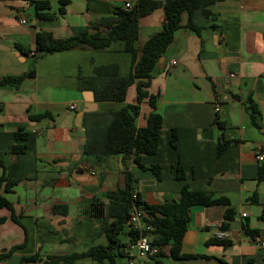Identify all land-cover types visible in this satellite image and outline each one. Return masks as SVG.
<instances>
[{
    "label": "crops",
    "instance_id": "0c3cea01",
    "mask_svg": "<svg viewBox=\"0 0 264 264\" xmlns=\"http://www.w3.org/2000/svg\"><path fill=\"white\" fill-rule=\"evenodd\" d=\"M50 1L45 10L49 16L39 17L32 0H0V78L33 70L17 85L0 86V185L12 204V209H0V217L6 218L0 224V253L11 250L0 264H42L49 255L105 243V234L89 237L104 217L86 215L84 209L96 197L108 202L105 193L125 185L126 171L148 204L179 201L185 184L230 200L233 216L225 228L228 205L192 207L182 252L197 256L176 259L166 247L164 264H264V181L257 180L262 162L257 155L264 154V0H219L211 7L216 19H202L199 32L186 26L184 14L149 88L159 95L156 111L163 115V126L157 152L143 155L142 162L159 164L160 178L132 157L113 155L100 162L84 151L85 123L92 117L84 122L87 112L82 118L79 113L88 101L98 104L89 112L115 110L116 102L96 101L92 90L80 88V76L108 62L106 53L123 52L124 43L103 50L86 44L50 53L37 50L38 33L63 40L104 30L92 25L136 0ZM163 24V8L142 17L138 46ZM124 59L118 63L126 73L132 57ZM136 95L133 84L124 103H135ZM252 105L260 111L261 127L252 122ZM150 111L142 104L138 125L146 123ZM44 113L48 115L39 118ZM219 122L230 140L220 156ZM20 131L27 133L26 139L18 138ZM21 146L23 151L14 150ZM178 166L183 178L177 175ZM254 192L258 202L250 200ZM31 256L38 257L22 262ZM150 259L137 257L142 264Z\"/></svg>",
    "mask_w": 264,
    "mask_h": 264
},
{
    "label": "trees",
    "instance_id": "16d2710c",
    "mask_svg": "<svg viewBox=\"0 0 264 264\" xmlns=\"http://www.w3.org/2000/svg\"><path fill=\"white\" fill-rule=\"evenodd\" d=\"M37 9L39 17H48L45 12L51 8L50 0H32ZM219 0H136L131 9H120L116 16H106L99 22L92 25L94 28L104 26V30H97L94 33L88 31L63 40H55L50 34L38 33L37 50L41 53H50L73 48L79 44H86L97 50L110 47L117 41H122L123 51L129 52L132 57L131 68L123 73L117 61L103 62L94 66L93 72L89 75L80 76V88L92 90L96 101L124 102L128 88L135 84L136 102L125 103L122 107L107 112H87L85 119L89 116L90 123H85L87 128V140L85 153L103 161L113 155H122L123 158H131L143 169L151 170L158 178L161 177V166L153 164L147 166L142 162L143 155L155 154L159 147L161 130L163 126V115L156 111L158 94L150 91V85L154 75L159 72L158 64L168 46L175 37V32L183 26V16L187 14L186 26L200 31L202 19L214 21L216 15L211 7ZM64 3V1L62 2ZM157 8H163V28L150 36L146 42L139 47L138 39L140 32V19ZM61 7V12H63ZM33 70L22 75H5L0 78V86L8 84H19L22 79L31 75ZM146 103L150 111L145 119L144 125H138L137 119L141 113L142 104ZM252 122L261 127L260 111L256 105L250 106ZM48 114H40L39 118ZM222 133L219 136L217 155L220 156L226 150L230 140L225 137V125L219 122ZM18 138L26 139L27 133L20 131ZM173 136L176 137L175 132ZM25 146L15 147V151H23ZM4 162L0 158V167ZM179 178L184 177L181 166L177 168ZM125 185L105 193L106 202L101 197L84 209V214L90 216H102L104 222L90 234V239L105 234L106 242L90 246L85 251H74L67 254L49 255L42 264H77L83 258H90L94 264H128L125 248L128 243L135 241L139 232L129 224V217L134 205L145 212V221L153 224L150 231L152 245L160 247V252L145 264H164L162 258L165 256L164 248H169L173 258L180 259L194 257L197 255L185 254L182 252V243L185 233L188 230L191 220V209L197 205L211 206L215 204L228 205L224 217L226 222L222 228L227 226L228 220L233 216V209L230 207V200L226 196H215L213 192L194 190L185 184L181 190L179 201H165L159 204H148L142 200L139 192L132 186L133 178L129 171L125 172ZM258 181H264V160L258 168ZM137 197H133L134 193ZM251 201L258 202L259 195L254 192ZM7 207L12 209L9 199L2 193L0 185V209ZM264 220V207L260 214ZM0 217V224L5 221ZM253 230L246 227V232L252 235ZM125 237L122 238L121 234ZM10 251L0 253V259L9 256ZM38 256L23 258V261L35 260ZM225 264H230L224 262Z\"/></svg>",
    "mask_w": 264,
    "mask_h": 264
},
{
    "label": "built area",
    "instance_id": "2783aa9c",
    "mask_svg": "<svg viewBox=\"0 0 264 264\" xmlns=\"http://www.w3.org/2000/svg\"><path fill=\"white\" fill-rule=\"evenodd\" d=\"M135 3L127 2L125 4L126 9H131ZM24 23H27L26 18H22L21 20ZM220 96L216 97V105L215 109L217 111L220 110ZM71 108H75V104H71ZM258 160H264V154L259 153L257 155ZM133 197H137V193L133 194ZM133 211L129 217V224L132 228L139 232L138 238L128 243L125 248V253L127 256L128 264H142L140 260H137V257H148L154 256L160 252V247L156 245H152L150 239V231L153 230L154 226L150 222L145 221V212L141 210L139 207H133ZM262 246L264 247V240H262Z\"/></svg>",
    "mask_w": 264,
    "mask_h": 264
},
{
    "label": "rangeland",
    "instance_id": "374dc122",
    "mask_svg": "<svg viewBox=\"0 0 264 264\" xmlns=\"http://www.w3.org/2000/svg\"><path fill=\"white\" fill-rule=\"evenodd\" d=\"M160 12V11H159ZM124 58H131V54L129 52H118V53H106L104 55V61H126ZM120 63V62H119ZM132 94V91L128 92V98H130L129 96ZM125 103L124 102H116L115 105L113 106L114 109L120 108L121 106H123ZM252 128H254V130H256L255 127H253V125H251ZM121 237L124 238L125 235L122 233ZM77 264H94V261L90 258H83L77 261Z\"/></svg>",
    "mask_w": 264,
    "mask_h": 264
},
{
    "label": "water",
    "instance_id": "95a60500",
    "mask_svg": "<svg viewBox=\"0 0 264 264\" xmlns=\"http://www.w3.org/2000/svg\"><path fill=\"white\" fill-rule=\"evenodd\" d=\"M162 60H163V58H161L160 59V63L158 64V68L160 69L161 67H162ZM88 98L89 99H91L92 98V95H91V93H88ZM97 102H87L86 104H85V106H84V108H83V110L79 113V117L80 118H82V116H83V114L85 113V112H89V111H92V110H94V109H96L97 108Z\"/></svg>",
    "mask_w": 264,
    "mask_h": 264
}]
</instances>
